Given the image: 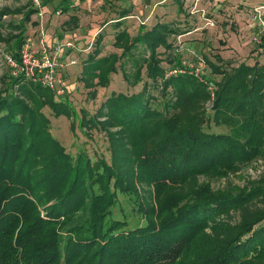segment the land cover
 <instances>
[{
  "label": "trees",
  "instance_id": "1",
  "mask_svg": "<svg viewBox=\"0 0 264 264\" xmlns=\"http://www.w3.org/2000/svg\"><path fill=\"white\" fill-rule=\"evenodd\" d=\"M36 11L29 8L9 27L3 20L8 11H0V30L12 31L0 39L13 41L16 56ZM177 32L168 22L142 27L135 36L120 29L115 41L122 54L102 55L99 47L90 52L80 79L94 93L110 85L127 55L131 67L122 66L123 78L130 86L143 81V88L112 92L95 114L84 110L80 120L70 102L22 76L0 91V264H264V208L237 225L224 223L223 232L214 222L264 197V178L237 192L206 182L159 199L158 212L147 200L150 189L138 190L137 183L152 185L158 200L198 174L223 176L264 154V62L224 66L220 56L221 63L208 60L222 75L215 82L212 121L230 132H207L206 87L188 74L167 77L162 64H176L168 36ZM158 96L161 107L152 105ZM47 106L56 116L74 118V128L80 121L104 130L111 161L68 152L51 133ZM120 193L134 196L145 225L129 227L114 216Z\"/></svg>",
  "mask_w": 264,
  "mask_h": 264
},
{
  "label": "rangeland",
  "instance_id": "2",
  "mask_svg": "<svg viewBox=\"0 0 264 264\" xmlns=\"http://www.w3.org/2000/svg\"><path fill=\"white\" fill-rule=\"evenodd\" d=\"M38 2H40L39 5H37ZM47 2L54 7L58 18L56 24H50L56 29V35L63 37L65 33L70 34L87 29L85 34L88 39L87 48L83 50L84 54L79 53L82 63L84 59L87 60L90 57L89 53H92L96 47L101 48L102 55L110 52L122 54L124 47L117 45L115 41L120 29L128 30L130 28V34L135 36L140 28L150 29L158 22H168L177 26L180 32L168 36L173 44L171 55L176 58V64L169 61L162 64L166 69L167 77L188 74L194 76L206 87L210 94L203 105L205 118H208V122L204 125V130L207 132H230V129L225 125L217 126L212 121L214 116L212 106L218 88L215 82H219L222 75L212 71L208 60L218 64L220 61H217V56H220L224 60L222 61L224 66L231 63L236 65L242 61L251 64L256 60L264 62V0H0V11H8L3 15L5 25L8 26L11 22L19 24L24 18L25 11L29 9L27 4L37 9L35 14L38 12L42 15L43 3ZM126 10L129 12L123 16ZM34 19L37 21V16H34ZM28 25L29 22L26 26ZM29 28L25 32L26 35ZM42 29H44V45L49 48L45 39L47 32L44 27H41L39 30L41 34ZM17 32V30H13V33ZM0 33L7 37L12 31L5 27L0 30ZM83 42L82 44L85 45L86 43ZM59 43L61 41L57 44ZM42 44L41 41L38 44L35 41L36 52L43 51ZM12 48L13 41L0 39V91L7 85L10 86L8 83L10 79L22 76L25 82H37L45 86L53 93L56 100L60 98L70 102L78 111L77 118L79 120L84 114V110L95 114L112 92L135 93L143 88V81L136 86H130L123 78L122 66L131 67L127 63L129 60V55H127L117 62L118 72L111 74L110 85L108 87L98 86L94 93L95 90L86 87L80 79L81 75H73L71 78L69 74L65 79L64 76L67 74L65 75L63 70L66 68V63L73 64L71 62L73 58L64 62L63 57L66 50L62 49L59 75L63 77L65 83L60 88L52 89L32 76L13 73V68L5 61L7 54L19 57L12 52ZM160 50L164 51V48L161 47ZM138 52L140 53L141 50ZM122 62L123 65H121ZM14 88L17 90V86ZM169 90L171 92L172 88L170 87ZM58 93L62 97H59ZM158 98L161 101L157 100ZM162 98L159 96L154 98L157 101H153L152 105L160 106L164 100ZM43 111L50 118L51 133L72 155L75 156L79 151L84 150L93 160L105 155L108 162L111 161L110 143L104 130L88 128L83 126L80 121H77L76 128H74L72 124L74 118L65 115L56 116L54 110L49 106L43 108ZM263 178L264 154L255 157L250 162L239 163L235 171L223 176L198 174L179 189L159 194L158 200L155 199V190L152 185L137 183V186L140 193L150 189L151 193L148 194L149 199L147 200L152 203L153 210L158 212L159 199L168 198L170 194L189 193L192 188L206 182H210L214 190L237 192L239 189L253 186L256 180ZM144 196L147 194L145 193ZM262 208H264V197H259L228 214L219 215L214 219V222L216 225H220L218 229L223 232L225 230L224 223L237 225ZM113 212L116 218H125L129 227L147 223L145 215L138 211L137 200H134L133 195L120 193L119 201L113 208ZM155 218L152 220L158 222L157 217ZM206 231L213 232L211 228H207Z\"/></svg>",
  "mask_w": 264,
  "mask_h": 264
},
{
  "label": "built area",
  "instance_id": "3",
  "mask_svg": "<svg viewBox=\"0 0 264 264\" xmlns=\"http://www.w3.org/2000/svg\"><path fill=\"white\" fill-rule=\"evenodd\" d=\"M41 32L43 35L41 39L43 51L41 53L35 51L34 38L32 35H28L18 50L19 57L7 54L5 61L11 65L13 73L16 75L32 76L52 89L60 88L65 83L63 77L59 75L60 52L62 49L75 47L74 40H66L54 47L47 48L44 45V29ZM71 62L76 64L77 59L73 58Z\"/></svg>",
  "mask_w": 264,
  "mask_h": 264
},
{
  "label": "crops",
  "instance_id": "4",
  "mask_svg": "<svg viewBox=\"0 0 264 264\" xmlns=\"http://www.w3.org/2000/svg\"><path fill=\"white\" fill-rule=\"evenodd\" d=\"M43 4L44 6H43L42 15H40L38 12L37 14H35L36 12L32 14L33 18H31L29 25L27 26V28L29 27L30 28L26 36L31 34L32 36H34L35 38L34 40L36 41V44H38L39 41H41L42 36H43L39 30L41 27H44L47 32L45 39L47 40V45L49 47L55 46L60 41L63 42L66 40H74L75 47L64 49L66 50V53L63 57L64 58L63 60L64 62H67L68 60L75 58L77 59V63L76 64L66 63V68L63 70V72L65 75L67 74V76H64L65 79L66 77H68L69 74L71 75V78L73 75L75 76L80 75L83 70V64H82V61L80 60L81 54L79 53H83V50L87 48L86 46H87L88 39H86V35H85L87 32V29L81 30L80 32L79 31L71 32L70 34L65 33L63 37L56 35L57 34L56 29L50 26V24L52 25L56 24L57 19H58L54 12V7L49 2L43 3ZM27 8H33V7L30 4L29 5L27 4ZM34 16H37V21L34 19ZM128 30L130 32V28H128ZM82 42L86 44L84 45L82 44Z\"/></svg>",
  "mask_w": 264,
  "mask_h": 264
}]
</instances>
